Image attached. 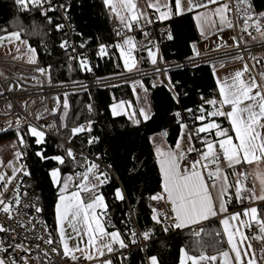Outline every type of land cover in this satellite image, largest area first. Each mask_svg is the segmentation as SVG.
<instances>
[{"label":"snow or ice","instance_id":"1","mask_svg":"<svg viewBox=\"0 0 264 264\" xmlns=\"http://www.w3.org/2000/svg\"><path fill=\"white\" fill-rule=\"evenodd\" d=\"M73 4L74 0H13L20 17H38L39 22L34 19L26 24L24 19L15 18L9 24L13 30L0 28V44L14 45L17 54L12 58L37 65L35 71L50 81L52 66H38L39 48L29 37L59 34L58 47L68 61L92 72L91 38L83 39V33L71 24ZM101 5L108 19L116 23V39L98 42L91 52L99 58H115L116 66L121 67L122 62L127 72L149 62L157 75L167 77V71L158 66L163 61L159 41L174 39L168 22L185 14L191 15L202 38L218 36L223 46L238 49L231 59L241 66L223 76L213 66L215 94L201 96L196 109L172 113L178 129L174 144L166 143L168 132L164 130L147 138L158 166L159 190L148 197L157 203L149 205L152 226L142 231L129 227L130 219L120 221L122 228L112 222L101 189L111 182L113 165L102 163L107 152L91 153L92 146L103 142L94 134L91 103L86 105L82 122L79 113L75 120L70 117L67 93L58 117L59 101L51 109L44 108V113L53 117L51 122L40 111L6 122L0 134H11L14 139L11 158L0 159V264H130L134 248L146 252L142 264H162L158 255L147 252L156 226L166 234L191 230L193 247L179 248L178 264H264V174H257V191L255 182L248 186L250 174L245 170L247 165L264 163V56L253 51L258 45L264 52V10L257 11L253 0H101ZM156 25L161 26L158 39L153 34ZM225 29L232 30L230 43L223 40ZM69 32L81 37L79 43L69 39ZM132 33H139L143 40L137 41ZM40 43L46 50V41ZM192 48L199 55L195 43ZM144 52L146 58L137 55ZM132 83L134 94L137 89L143 93L142 97L137 95L138 106L121 100L109 109L113 117L124 114L132 125L139 126L152 119L149 89L141 80ZM159 84L167 88L174 105L186 95L178 90L179 81L171 77ZM218 118L228 121L229 127H222ZM51 138L56 139L60 151L48 155L45 149ZM76 139L81 140L79 151L74 147ZM30 151L42 162H55L47 172L56 190L51 228L42 217L40 197L30 184L32 173L25 162ZM112 198L124 201L127 197L116 186ZM161 202L168 204L166 211L160 210ZM237 204L239 210L230 211ZM211 218L218 221L220 229L209 234V244L202 233L204 222ZM208 248L214 252L210 254Z\"/></svg>","mask_w":264,"mask_h":264},{"label":"trees","instance_id":"2","mask_svg":"<svg viewBox=\"0 0 264 264\" xmlns=\"http://www.w3.org/2000/svg\"><path fill=\"white\" fill-rule=\"evenodd\" d=\"M257 11L264 10V0H253ZM72 18L77 30L83 33V39L89 40V47L96 46L98 42L111 41L112 34L110 29L111 20L108 19L105 10L102 9L101 0H74ZM15 18L24 19L26 24L39 22L38 17H20L13 5V0H0V28L9 26ZM174 36L173 40L163 45V53L167 61L182 60L191 55V44L199 40L194 24L190 16L178 18L169 23ZM8 30H13L8 27ZM2 34V33H0ZM46 41L47 49L41 46V40ZM59 34H49L48 36L29 37L30 43L39 48L38 63L46 66L51 65V80L54 82L72 81L75 79H93L100 76L115 73L113 62L108 57L99 58L95 54H90L92 72L82 75L77 62H69L64 58L65 53L59 49ZM81 37H78L80 41ZM145 54V53H144ZM145 56V55H144ZM145 62L143 67L149 66ZM209 66H200L193 69H184L170 74L173 81H179L178 90L181 95L180 104L183 108L194 107L201 103V96L211 98L215 94V79ZM156 79L146 80L144 84L150 92V101L154 113L152 119L142 124L132 125L126 115H111L109 105L119 101L129 100L134 102L133 87L129 85L117 86L106 89H97L83 93L70 94L69 101L70 117L75 120L76 114H80L81 122L83 116L87 114L86 105L91 103L94 107L93 118L96 121L94 134L102 137V143L91 147V153L107 152V157L103 160L106 164H112V171L116 178L101 189L104 192L109 204V213L112 215V222L117 228H122L120 221H128L129 211L134 213L139 231L146 227H151V210L148 207V197L159 190V172L155 163L152 144L147 139L161 130L167 131L166 141L172 145L177 138L178 129L175 121L171 118L172 113L179 109L178 105L169 99V92L164 86L157 84L152 87ZM64 98L61 99V102ZM209 107V106H205ZM60 110L58 109L57 117ZM53 119L52 116H49ZM63 133V130H61ZM14 136L0 134V144L12 141ZM75 144L81 145V140L76 139ZM88 151V146L84 148ZM46 153L52 155L60 150L56 148V140L51 138L46 147ZM32 151H35L33 145ZM32 151L26 158L27 165L32 173L30 184L38 193L39 204L43 208L47 224L53 226V208L55 200V189L50 184L47 175L48 169L55 166V162L40 161ZM135 157V159H134ZM135 165V168H133ZM65 172L69 169L65 168ZM121 187L125 194L124 201H114L112 198L113 187ZM132 226V222L129 225ZM217 222L207 223L204 227L202 236L207 243L212 242L210 233L219 230ZM186 247L189 250L193 247V237L191 230H174L171 233H163L159 226H156L152 242L148 247V254L158 255L162 264H178L179 248ZM212 254L214 249L208 248ZM146 258V252L133 249L130 257V264H142Z\"/></svg>","mask_w":264,"mask_h":264},{"label":"built area","instance_id":"3","mask_svg":"<svg viewBox=\"0 0 264 264\" xmlns=\"http://www.w3.org/2000/svg\"><path fill=\"white\" fill-rule=\"evenodd\" d=\"M71 24L73 25L75 30L79 32L75 26V23L73 22V18L71 20ZM115 27H116V23L113 20H111L110 29H111L112 38L111 41L105 43H111L116 39L114 35ZM168 27L172 32L169 23H168ZM160 31H161L160 25L154 26L153 34L154 37H156L157 39L160 36ZM132 35L136 36L140 34L132 33ZM69 39L76 43H79V41L77 40L78 37L73 35L71 32H69ZM169 41L170 40H167L166 38L163 39V41H159L160 53L163 57V61H161L158 66L162 70L167 71V77H170V74L173 72L184 69H193L200 66H209L211 68H213V66H215V68L219 67L221 62H224L225 64L231 61L232 60L231 57L235 56L239 51L238 49L235 48H228L220 51L218 50L215 52H205L196 47V52H198L199 55H196V53L192 49L191 55L187 58H184L182 60L167 61L163 53V45L168 43ZM6 46L7 43L0 44V48H5ZM95 47L96 46L89 47V54L93 53L91 52V49H94ZM77 51L80 50L77 49ZM253 51L254 54H259L264 56V52L260 50L258 45H256L253 48ZM116 55H118V53ZM64 58L66 59L67 55H65ZM111 60L115 68V73L111 75L100 76L93 79H75L72 81H60V82H54L52 80L49 81V79L46 76H42L39 72H36L35 68L37 65L23 63L14 59L0 60V66L4 65L9 67V70H7L5 73H1L0 71V128L7 127L6 122L14 121L17 116L23 119L26 113H29L30 109L33 108L38 101H42L50 98H65L64 95L65 93H67V97H68L70 94L73 93H83L97 89H106V88H112V87L124 86V85H129L133 87L132 82L134 80H141L143 83L146 80H150V79H158L159 81L164 80L165 82H167V77L163 73L157 75L154 71V66L151 64H149V66L147 67H140L138 68V70L127 72L123 70L122 62H121V67H117L115 58H112ZM177 65H179L180 67H177ZM38 66L47 68L46 65L41 63H38ZM12 69H19L21 71L18 72L14 70L12 71ZM88 73L89 72H85L81 70L82 75ZM32 77H37V79H33ZM16 84H20V87L17 88L15 86ZM9 85H12L11 91H8ZM9 104L11 105V108L8 107ZM178 106H179L178 110L182 111L184 109L183 107H181V104H179ZM189 108L196 109L194 107H189ZM46 118L51 122L52 120L51 117H46ZM28 119L31 120L32 117L28 116ZM32 122L36 123L35 120H33ZM74 147L78 151L80 150V146H78L75 143H74ZM84 151L85 154H88V151H86L85 149ZM25 162L27 164V161ZM102 163L106 164L104 161ZM111 174H112V178H116V175L114 174L113 171ZM32 191L36 196H38V193L33 186H32ZM156 203L157 202L148 201V207L150 204H156ZM168 207L169 206L167 205L166 202H161L160 204L161 211H166ZM239 208L240 205L237 204L234 207L230 208V211H238ZM129 214H130L129 217L132 222V226L137 231H139L132 210L129 211ZM42 217L46 221L45 215L43 213H42Z\"/></svg>","mask_w":264,"mask_h":264},{"label":"crops","instance_id":"4","mask_svg":"<svg viewBox=\"0 0 264 264\" xmlns=\"http://www.w3.org/2000/svg\"><path fill=\"white\" fill-rule=\"evenodd\" d=\"M185 16L186 17L187 16H190L191 17V15L185 14V15H183L181 17H178V18H182V17H185ZM178 18H174L173 20L178 19ZM191 20H192V22L194 24L196 33L199 36V40L196 41V42H193V43H195V45H196V47L198 49H200L202 51H205V52H215V51H218V50L220 51V50H224V49L231 48V47L223 46V44H222L221 40L218 38V36H211L210 35V36L207 37V39L202 38L200 36V34H199V31L197 30V28L195 26V22L193 21L192 17H191ZM168 23H170V22H168ZM231 31L232 30H230V29H225L224 30V33H223V40L224 41H229V34L231 33ZM135 39L137 41H141V40H143V37L141 35H136L135 36ZM229 43H230V41H229ZM192 44H191V53H192V49H193L192 48ZM217 44H221L222 46L217 47ZM0 49H2V48H0ZM144 53H138L137 55L138 56L139 55H143V56L145 55L144 57L146 58L147 57V53L146 52H144ZM144 63L145 62L139 63L138 64V68L143 67L144 66ZM240 66H241V63L239 61L231 60V61L225 63L224 64V67H220V66L219 67H216V71H217V73L220 76H223L226 73H229V72L234 71L235 69L239 68ZM153 82H156L157 84H159V80L158 79L154 80ZM137 95H139V96L142 97L143 96V93L139 89H137V92L134 94V100H135L134 104H135V106L133 105V103L131 101L126 100V102L132 104L134 108L136 106H138V104L140 103V101H138V99H137ZM61 99L62 98H50V99L43 100L42 103H40V104H43V103L46 104V103H48L49 104V109H51L53 106L56 105L57 101H59V103L61 105L62 104ZM148 102H149V105L151 107V111H152V115H153L154 110H153L152 103L150 101V92L148 94ZM132 110L133 109H128V111H132ZM35 111H36V107L34 108V112ZM121 115H124V114H121ZM218 122L221 123L222 127H224V128H228L229 127L228 121L224 120L223 118H218ZM166 143L169 144L167 141H166ZM245 170L250 174L249 175L248 186L251 187L252 186V183L255 182L256 187H257V191H259V177H258L257 174L258 173L264 174V163H260L258 165L255 164V163L254 164H251V165H247L246 168H245ZM210 222H217L218 223V221L215 218H211V220L209 222H204V224L206 225L207 223H210ZM219 228H220V226H219ZM185 230H190V229H183V230H179V231H185Z\"/></svg>","mask_w":264,"mask_h":264},{"label":"rangeland","instance_id":"5","mask_svg":"<svg viewBox=\"0 0 264 264\" xmlns=\"http://www.w3.org/2000/svg\"><path fill=\"white\" fill-rule=\"evenodd\" d=\"M16 54L17 53L15 52V46L7 44V46L5 48L0 49V60L13 59L12 57L14 55H16ZM16 60H18L20 62H23V63H27L24 59H16ZM27 64H29V63H27ZM7 70H9V67L4 66V65L0 66L1 73H5ZM13 70L17 71V72L21 71L19 69H12V71ZM42 101H38L35 104V106L30 109V112L31 113H35L37 111H40V112H42L44 114L45 117H49L50 115H48V113H44V111H43L45 107H47L49 109V104L48 103L40 104V103H42ZM35 107H36V111L34 112V108ZM12 141H7V142H4V143L0 144V159L7 160V159L11 158L12 153H13V148L11 146V142Z\"/></svg>","mask_w":264,"mask_h":264}]
</instances>
